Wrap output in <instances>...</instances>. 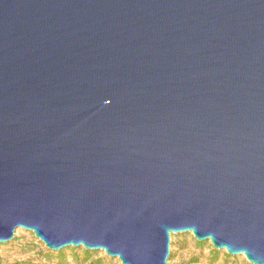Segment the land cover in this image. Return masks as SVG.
<instances>
[{
	"label": "water",
	"instance_id": "water-1",
	"mask_svg": "<svg viewBox=\"0 0 264 264\" xmlns=\"http://www.w3.org/2000/svg\"><path fill=\"white\" fill-rule=\"evenodd\" d=\"M18 228L264 264V0H0V243Z\"/></svg>",
	"mask_w": 264,
	"mask_h": 264
},
{
	"label": "rangeland",
	"instance_id": "rangeland-1",
	"mask_svg": "<svg viewBox=\"0 0 264 264\" xmlns=\"http://www.w3.org/2000/svg\"><path fill=\"white\" fill-rule=\"evenodd\" d=\"M32 236L35 240H32ZM14 237H16V241L13 240ZM13 238L5 243H0V257L3 264H12L31 255L25 251L24 245L35 243L37 247L34 248V251L38 252L40 249L38 242L41 241L35 238L29 230L18 228L15 230ZM42 246L45 247L43 243ZM212 248L214 247L209 240L199 241L190 232L173 233L168 262L169 264H250L242 254L229 255L224 249H217L219 254L215 257L211 253ZM225 254L229 256H225Z\"/></svg>",
	"mask_w": 264,
	"mask_h": 264
},
{
	"label": "trees",
	"instance_id": "trees-1",
	"mask_svg": "<svg viewBox=\"0 0 264 264\" xmlns=\"http://www.w3.org/2000/svg\"><path fill=\"white\" fill-rule=\"evenodd\" d=\"M13 240L16 241V237ZM32 240H35L33 236ZM38 243L40 245L38 252L34 251V248L37 247L35 243L24 245L25 251L31 253V255L12 264H121L118 259L110 257L102 251L89 250L81 245L51 250L43 247L41 242ZM211 253L216 257L219 251L212 248ZM225 256L229 255L225 254ZM0 264H3L1 257Z\"/></svg>",
	"mask_w": 264,
	"mask_h": 264
}]
</instances>
